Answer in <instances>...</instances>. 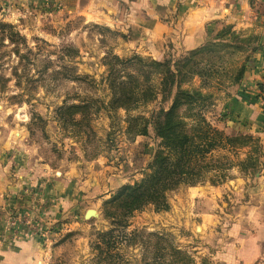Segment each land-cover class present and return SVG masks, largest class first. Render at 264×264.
<instances>
[{
	"label": "rangeland",
	"instance_id": "1",
	"mask_svg": "<svg viewBox=\"0 0 264 264\" xmlns=\"http://www.w3.org/2000/svg\"><path fill=\"white\" fill-rule=\"evenodd\" d=\"M0 22L13 25L26 39L0 45V75L10 80L7 89L0 92V245L18 237L36 239L50 252L48 264H95L98 252L93 248L99 235L114 230L104 217L105 203L120 187L145 177L159 143L151 127L148 136H136L142 120H131L150 119L161 107V98L131 111L108 107L109 80L123 69L113 58L151 57L127 51L121 54L117 33L85 25L80 16L66 12L61 0H0ZM15 49H19L18 54ZM250 53V48L225 49L223 61L216 66H224L222 70L193 79L195 87L212 97L189 114L185 112L193 115L185 119L187 131L196 135L203 117L228 135L259 138L231 126L225 111V104L240 88L232 83L233 78ZM172 56L164 60L178 57ZM211 58L201 62L200 70L209 72ZM141 67L138 63L135 69ZM153 83L158 85L157 79ZM80 103L88 106V114L72 119L66 113L62 117L67 121L62 119L60 107ZM248 151L249 147H220L209 156L210 164L229 168L225 178L223 171L212 170L210 175L215 179L224 178L219 185L232 180L239 188V193L227 190L223 200L244 201L247 190L262 175L264 155L259 172L242 173L238 168ZM205 184L211 185H199ZM190 187L183 185L167 193L166 210L148 205L130 217L125 233L143 230L146 234L131 246L124 241L119 244L116 251L121 257L114 264H170L176 259L171 246L179 247L193 261L198 252L205 251L203 264L215 263L210 255L214 238L196 237V224H187L192 217L187 194ZM88 210H96L97 216L86 219ZM221 227L224 225L214 232ZM157 246L166 248V259L154 258ZM105 263L113 262L108 259Z\"/></svg>",
	"mask_w": 264,
	"mask_h": 264
},
{
	"label": "crops",
	"instance_id": "2",
	"mask_svg": "<svg viewBox=\"0 0 264 264\" xmlns=\"http://www.w3.org/2000/svg\"><path fill=\"white\" fill-rule=\"evenodd\" d=\"M61 1L66 12L80 16L85 25L117 33L121 54L134 52L157 61L202 47L227 26L258 36L260 48L225 111L231 126L259 137L264 148V101L258 89L264 75V0ZM227 190L239 193L232 180L190 187L192 217L187 224H196V237L214 238V264H264V171L244 201L223 200ZM18 239L0 245V264H48L50 252L40 241ZM205 257V251L198 252L192 264H203Z\"/></svg>",
	"mask_w": 264,
	"mask_h": 264
},
{
	"label": "trees",
	"instance_id": "3",
	"mask_svg": "<svg viewBox=\"0 0 264 264\" xmlns=\"http://www.w3.org/2000/svg\"><path fill=\"white\" fill-rule=\"evenodd\" d=\"M6 42L17 44L26 42V39L15 30L13 25L0 22V45L5 46ZM229 48L234 51H244L249 48L251 50L246 62L238 69L232 81L234 85L241 86L252 56L260 48V38L254 34L238 33L231 26L224 27L202 47L188 51L175 60L157 61L141 57L128 60L113 58L116 62L119 61L118 65L123 69L118 71L112 80H109L111 76L108 78L111 89L108 107L115 111L120 109L131 111L142 104L161 98V107L152 114L150 119L133 118L131 120L132 122L142 120L140 127L135 129L136 136H148L151 127L159 143L145 177L134 185L127 184L120 187L117 195L105 203L104 217L111 221L114 230L99 235V240L93 248L98 252L95 264H102L108 259L114 264L115 259L121 257L116 251L119 244L124 241L131 246L139 237L146 234L143 230H135L130 235L125 233L129 224L128 220L136 211L143 210L148 205H153L158 210H166L168 208L167 193L183 185L194 187L207 182L211 185H219L229 168L222 164L221 166L210 164L209 156L220 147L233 150L249 147L250 151L245 158L238 162V168L242 173H256L263 169L260 162L264 152L259 138L249 134L228 135L209 125L203 117L198 121V124H202L200 126L202 128L196 135L191 130H186L185 119L193 115H187L185 112L189 114L196 109V106L212 97V94H205L202 88L195 87L192 83L193 79L205 78L206 75L213 76L218 70H222L224 66L218 68L216 66L223 61L222 51ZM15 51L16 54L19 53V49ZM209 57H212L210 65L216 69L209 67V72H203L200 70L201 62ZM138 63L143 67L135 69ZM128 68H134V70L129 72ZM212 70L215 72L213 73ZM155 79L158 85L153 83ZM9 81L8 78L0 75V92L7 89ZM258 89H263L261 83ZM261 99L264 100V96H261ZM58 111L61 117L67 116V113L72 119L77 115L85 116L89 113L85 103L62 106ZM62 119L67 121L65 117ZM212 170L223 171L224 178L215 179L217 178L215 175L214 177L210 175ZM115 229L119 230L118 234ZM158 240L160 242L162 238L158 237ZM159 247L156 248L157 253L154 258L166 259L168 255L166 248ZM170 250L171 254L176 256L170 264L193 263L192 257L183 253L179 247L171 246ZM154 261L156 263L159 260Z\"/></svg>",
	"mask_w": 264,
	"mask_h": 264
},
{
	"label": "water",
	"instance_id": "4",
	"mask_svg": "<svg viewBox=\"0 0 264 264\" xmlns=\"http://www.w3.org/2000/svg\"><path fill=\"white\" fill-rule=\"evenodd\" d=\"M97 216V212L96 210H88L85 217L86 219H90L92 217H96Z\"/></svg>",
	"mask_w": 264,
	"mask_h": 264
},
{
	"label": "built area",
	"instance_id": "5",
	"mask_svg": "<svg viewBox=\"0 0 264 264\" xmlns=\"http://www.w3.org/2000/svg\"><path fill=\"white\" fill-rule=\"evenodd\" d=\"M261 84H262V86H263V89L260 90V93H261L262 96H264V75H263V78H262V80H261Z\"/></svg>",
	"mask_w": 264,
	"mask_h": 264
}]
</instances>
